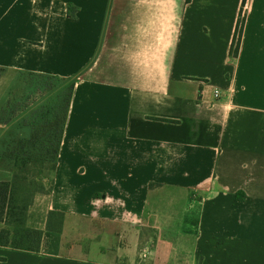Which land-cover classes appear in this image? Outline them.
<instances>
[{
  "label": "crops",
  "instance_id": "obj_1",
  "mask_svg": "<svg viewBox=\"0 0 264 264\" xmlns=\"http://www.w3.org/2000/svg\"><path fill=\"white\" fill-rule=\"evenodd\" d=\"M0 68V106L19 72L77 79L37 214L60 232L0 264H116L128 238L154 249L130 264H264V0H0Z\"/></svg>",
  "mask_w": 264,
  "mask_h": 264
},
{
  "label": "trees",
  "instance_id": "obj_2",
  "mask_svg": "<svg viewBox=\"0 0 264 264\" xmlns=\"http://www.w3.org/2000/svg\"><path fill=\"white\" fill-rule=\"evenodd\" d=\"M4 73L0 68V78ZM76 80L19 72L5 89L0 113H8V127L0 131V170L10 173V178L0 182V248L37 254L45 231L60 232L61 213L48 211L39 229L37 215L27 212L35 198L48 197L51 192ZM34 216L36 224H29Z\"/></svg>",
  "mask_w": 264,
  "mask_h": 264
},
{
  "label": "rangeland",
  "instance_id": "obj_3",
  "mask_svg": "<svg viewBox=\"0 0 264 264\" xmlns=\"http://www.w3.org/2000/svg\"><path fill=\"white\" fill-rule=\"evenodd\" d=\"M150 190L154 189V188H149ZM152 197H155L157 199V208H158V211H157V214L156 215H166V197H167V194H166V190H158V189H154L152 190ZM46 199L47 197H43L41 199H39L38 202L34 201L33 203V206L31 205L30 208L28 209V212H27V215H37L40 213V215L42 214L43 212V207H45V203H46ZM29 213V214H28ZM36 216H34V218L29 220V224H36ZM171 227L170 224H168V227L166 228V224H165V227L166 229L168 230H165L163 232V235L160 236L158 238V243L159 244H163L166 240V238H168V236H170V231H169V228ZM132 234V233H131ZM143 235V234H142ZM126 243H127V247H123V243L122 242H119L120 243V248L117 250L121 253H123V255L125 256V258L122 257V259L120 260H117L116 261V264H130L132 262V259L131 257L133 255H135L137 253V251L139 252L138 248L137 247V244L135 242V240L131 239V238H128L125 240ZM149 243H153V239H150L148 241ZM154 251V249H149L147 248V245L145 247H143L140 251V253L138 254L137 253V256L138 257H142L141 261H144V259L148 256V255H151L152 252ZM159 252V254H158ZM163 252V248H159V249H156V252L154 254H158L160 257L158 258V260L160 261L162 258L163 259H166L165 257H162L161 253Z\"/></svg>",
  "mask_w": 264,
  "mask_h": 264
},
{
  "label": "built area",
  "instance_id": "obj_4",
  "mask_svg": "<svg viewBox=\"0 0 264 264\" xmlns=\"http://www.w3.org/2000/svg\"><path fill=\"white\" fill-rule=\"evenodd\" d=\"M244 8H245V5H243L242 10H244ZM211 96H212V98H213L214 100H218V98H219V96H220V93H219V91H217V90H213V91L211 92Z\"/></svg>",
  "mask_w": 264,
  "mask_h": 264
}]
</instances>
